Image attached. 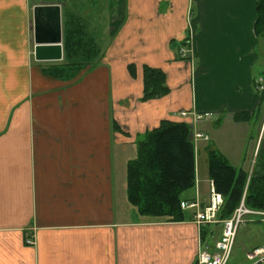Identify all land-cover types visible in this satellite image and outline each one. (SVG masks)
<instances>
[{
	"label": "crops",
	"instance_id": "obj_1",
	"mask_svg": "<svg viewBox=\"0 0 264 264\" xmlns=\"http://www.w3.org/2000/svg\"><path fill=\"white\" fill-rule=\"evenodd\" d=\"M7 1L0 0V264H195V209L177 223L142 216L128 199V164L147 133L169 120L192 127L196 163L204 143L206 155L211 147L247 184L264 175V157L255 170L240 148L229 149L253 118L254 156L264 146L258 0L112 4L100 62L73 77L52 72H71L63 64L64 4L42 3L62 6L64 59L38 61L34 34H22L20 16L7 19ZM147 68L164 74L166 92L145 98ZM182 111L211 113L202 124L222 133L198 131ZM195 131L209 140L195 142ZM206 168L201 179L197 164L198 180L183 194L200 210L211 205L202 184L210 192L215 185Z\"/></svg>",
	"mask_w": 264,
	"mask_h": 264
},
{
	"label": "trees",
	"instance_id": "obj_2",
	"mask_svg": "<svg viewBox=\"0 0 264 264\" xmlns=\"http://www.w3.org/2000/svg\"><path fill=\"white\" fill-rule=\"evenodd\" d=\"M255 25L257 36L264 35V0H258ZM67 48V36L65 35ZM65 48V49H66ZM67 56V50L66 55ZM67 58V57H66ZM165 76L160 70L147 68L145 98H153L167 91ZM264 100V92L262 91ZM191 127L185 122L163 121L147 133L138 144V157L128 164V199L142 216H175L185 220L180 205L185 191L195 186L196 152L190 140ZM209 175L216 190L227 199L219 219L232 216L241 203L246 185V203L254 209L264 210V175L247 184V174L237 172L217 152L208 155ZM249 195V196H247ZM182 207V206H181ZM210 225L202 226L205 235Z\"/></svg>",
	"mask_w": 264,
	"mask_h": 264
},
{
	"label": "rangeland",
	"instance_id": "obj_3",
	"mask_svg": "<svg viewBox=\"0 0 264 264\" xmlns=\"http://www.w3.org/2000/svg\"><path fill=\"white\" fill-rule=\"evenodd\" d=\"M8 15L7 19H15L19 20V16L22 19V34L33 36L35 39V31L33 33V22H34V4L41 5L42 3H55L61 2L64 4V8L66 10V18H65V35L67 36V58L64 61L65 68H70L69 70L63 69L64 67L58 68L56 70H52L56 74L59 73L61 75H66L67 73H72V77L75 75L74 72H78L80 70H86L90 68H94L100 61L98 60V54L100 53L101 48H105L106 46V38L108 36L109 31V21L112 11L110 10L112 4L119 5L124 2V0H8ZM15 2V3H14ZM12 3V5H10ZM119 7V6H118ZM122 13L121 11H116V13ZM117 20V19H116ZM119 21V20H117ZM114 21L113 24L116 25ZM259 44H260V52L263 53L262 57V76L260 80H258V84H262V89L264 92V35L259 36ZM25 45V40H24ZM185 51L188 52V47L186 46ZM36 58V57H35ZM62 65V66H64ZM76 70V71H75ZM260 87V85L258 86ZM184 112V111H182ZM180 112V115L181 113ZM187 112V111H186ZM262 113H264V104L262 107ZM189 116H182L184 118L190 117L195 122V114L194 112L190 113ZM207 121H213V116L208 118L206 121L203 120L204 123ZM209 122V123H210ZM251 125L244 126V128L239 129V137L242 139H238L230 145L229 149L234 148L241 153L243 152V158L245 157L248 162V168L252 167L253 169L259 168V163L264 157V146L260 150V145L258 146L257 153L254 156L257 140H258V130L254 128L253 122L255 119L251 120ZM198 127V131H209L210 134H219L222 133V128H215L211 123V128L205 127L208 125H203L202 121H196ZM201 124V125H200ZM190 125V124H189ZM192 128V127H191ZM205 131V133H206ZM223 131H230L229 128H224ZM250 136V137H249ZM240 141V144H238ZM204 143H201L198 147V163L200 173L199 176L201 179L207 176L208 169L205 170L203 168L209 167L208 164V155L212 152L211 147L206 148L207 155L203 149ZM210 145V142H209ZM195 152L196 144H194ZM217 149V148H216ZM260 150V152H259ZM233 153V152H232ZM236 158H238V153H233ZM195 168V184L197 182L198 171ZM202 185L205 186L206 195L210 198V184L205 181ZM212 188V187H211ZM247 188V185H246ZM246 188L243 195L246 193ZM192 189V188H191ZM190 190V189H189ZM188 191V190H187ZM204 191V189H203ZM218 192V191H217ZM187 193L184 194L186 197ZM249 196V195H247ZM182 196V198L184 199ZM223 207L226 205L227 199L223 196ZM186 203L187 200L184 201ZM195 202V201H194ZM182 206V207H181ZM248 208H251L247 205ZM195 209V213L199 208L195 207H186L181 204L180 210L186 211L188 214ZM202 209V208H201ZM190 210V211H189ZM235 212V211H234ZM233 215V214H232ZM194 216V215H193ZM149 217V216H148ZM160 219H165L168 223H177L175 216H165V217H155ZM219 220V219H218ZM221 221V220H219ZM223 223H213L210 224L209 229L205 235V239L202 240V246H210L213 247V243L221 237ZM202 232V227L200 226L199 233V242L204 238ZM264 243V224H256V223H246L242 225L238 231L237 239L235 242L234 250L232 253L231 264H247L246 253L256 246L262 245Z\"/></svg>",
	"mask_w": 264,
	"mask_h": 264
},
{
	"label": "built area",
	"instance_id": "obj_4",
	"mask_svg": "<svg viewBox=\"0 0 264 264\" xmlns=\"http://www.w3.org/2000/svg\"><path fill=\"white\" fill-rule=\"evenodd\" d=\"M183 56L187 55V50H182ZM191 111H184L182 116H189ZM195 114V122L203 121L212 116L211 113H198ZM194 141L209 140V136L195 131L193 133ZM224 203L223 195L217 192L215 185L211 189V205L204 210L198 209L194 214L196 223L199 226L210 225L213 223H223L221 237L213 243V247L202 246V239L200 237L199 253L195 264H231L232 253L234 250L235 242L237 239L240 227L246 223L264 224V210L248 208L246 206V197L241 200L240 205L235 210L233 215L227 219L219 221V213ZM182 205L186 207L200 208L198 201L192 203L183 202ZM219 219V220H218ZM32 244V240H28ZM247 264H264V243L256 246L246 253Z\"/></svg>",
	"mask_w": 264,
	"mask_h": 264
},
{
	"label": "water",
	"instance_id": "obj_5",
	"mask_svg": "<svg viewBox=\"0 0 264 264\" xmlns=\"http://www.w3.org/2000/svg\"><path fill=\"white\" fill-rule=\"evenodd\" d=\"M35 57L38 61L64 59L63 20L60 4L34 7Z\"/></svg>",
	"mask_w": 264,
	"mask_h": 264
}]
</instances>
